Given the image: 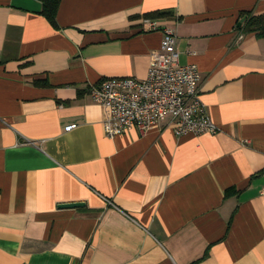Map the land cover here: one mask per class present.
Masks as SVG:
<instances>
[{
    "label": "crops",
    "instance_id": "0c3cea01",
    "mask_svg": "<svg viewBox=\"0 0 264 264\" xmlns=\"http://www.w3.org/2000/svg\"><path fill=\"white\" fill-rule=\"evenodd\" d=\"M42 11L0 0V264H264V39L241 24L264 0H62L58 27ZM155 12L216 134L168 117L106 136L88 88L147 77Z\"/></svg>",
    "mask_w": 264,
    "mask_h": 264
},
{
    "label": "built area",
    "instance_id": "2783aa9c",
    "mask_svg": "<svg viewBox=\"0 0 264 264\" xmlns=\"http://www.w3.org/2000/svg\"><path fill=\"white\" fill-rule=\"evenodd\" d=\"M143 26L147 32L162 29L164 33L161 48L151 55L147 77L109 78L88 88L91 100L104 110L106 136L114 139L133 130L145 134L168 117L178 136L216 134L201 98V71L193 64L181 65L176 29L161 28L151 19ZM74 129L71 126L68 131Z\"/></svg>",
    "mask_w": 264,
    "mask_h": 264
},
{
    "label": "trees",
    "instance_id": "16d2710c",
    "mask_svg": "<svg viewBox=\"0 0 264 264\" xmlns=\"http://www.w3.org/2000/svg\"><path fill=\"white\" fill-rule=\"evenodd\" d=\"M43 4L42 14L48 19V21L55 27L57 25V16L60 10L62 0H40ZM243 18L246 20L244 24V30L250 34H256L259 38L264 39V15L252 16L243 14ZM171 17L169 12H155L147 14L146 18L153 20L168 19Z\"/></svg>",
    "mask_w": 264,
    "mask_h": 264
},
{
    "label": "water",
    "instance_id": "95a60500",
    "mask_svg": "<svg viewBox=\"0 0 264 264\" xmlns=\"http://www.w3.org/2000/svg\"><path fill=\"white\" fill-rule=\"evenodd\" d=\"M244 22H245V19L241 22V24L244 23ZM82 205L83 204H81V203H73V204H65V205H63L61 207H64V208H76V207H80Z\"/></svg>",
    "mask_w": 264,
    "mask_h": 264
}]
</instances>
